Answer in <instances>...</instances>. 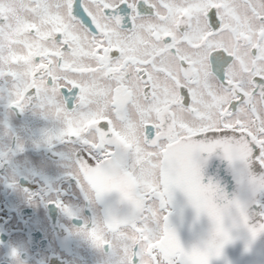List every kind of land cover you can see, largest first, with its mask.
I'll use <instances>...</instances> for the list:
<instances>
[{"label":"snow or ice","instance_id":"obj_1","mask_svg":"<svg viewBox=\"0 0 264 264\" xmlns=\"http://www.w3.org/2000/svg\"><path fill=\"white\" fill-rule=\"evenodd\" d=\"M0 78L10 106L35 97L61 121L47 141L73 148L84 198L127 206L77 229L104 264H210L234 230L245 251L264 234V0H0ZM212 155L239 194L202 183ZM177 190L210 225L187 248L169 219Z\"/></svg>","mask_w":264,"mask_h":264},{"label":"flooded vegetation","instance_id":"obj_2","mask_svg":"<svg viewBox=\"0 0 264 264\" xmlns=\"http://www.w3.org/2000/svg\"><path fill=\"white\" fill-rule=\"evenodd\" d=\"M12 91L13 82L0 78V264H104L106 249H96L93 254L79 251L80 246L85 248L92 243L77 229L91 227L93 220H102L106 213L102 202H95L94 206L84 198L69 174L73 148L55 140L47 141L49 134L61 129V121L45 114L35 97L23 111L10 106ZM223 162L225 173L230 175L226 179L220 165ZM201 175L202 183L211 181L231 192L229 198L241 192L233 167L222 157H207ZM180 195L186 198L183 193ZM56 200L67 205L73 215L65 214L50 202ZM171 206L173 219L188 218L190 232L199 230L198 242L206 238L210 227L206 216L201 215L195 223L191 219L195 218V210L189 203L180 212L174 201ZM233 235L236 239L225 246L223 256L212 259L210 264H245L244 259L249 257L264 264V255L240 252H246L248 242L244 229L234 230ZM253 247L254 241L250 249ZM13 250L18 258L12 256Z\"/></svg>","mask_w":264,"mask_h":264},{"label":"rangeland","instance_id":"obj_3","mask_svg":"<svg viewBox=\"0 0 264 264\" xmlns=\"http://www.w3.org/2000/svg\"><path fill=\"white\" fill-rule=\"evenodd\" d=\"M180 193H182V192L177 190L174 193V196H173L174 203L176 204V206H179L178 207V209H179L178 211L179 212L181 211V209H183V207L188 205L187 198L182 197L180 195ZM100 202L103 203V206H104L103 211L105 213L113 212V213H116L118 215H124V214L127 213V206L124 205V204H121L119 202V196L115 195L114 192L105 194L104 197L100 200ZM95 205H96V203L94 204V206ZM170 210H172V206L171 205H170ZM169 219H170V223H171L172 227L176 230L177 236H178V238L181 241L183 246H185L187 248V247L191 246L192 244L198 242L197 239L200 236V232H199L198 229L195 230L194 234H192V230L190 232V228L189 227L191 226V222L187 223L188 218L185 219V220H179L178 217L173 219L172 216H170ZM191 219L195 223L199 222V220L196 217V213H195V218H193V216H191ZM240 237H241V235L239 234L238 238H240ZM263 239H264L263 235L261 237L259 235L256 238V240L254 241L253 249H250V247H249L248 251H246V252L240 251V252L241 253H246L247 255H248V253L264 255V240ZM87 250L91 254H93V252L96 251V248L93 250L91 244H89V246L86 245L85 248H83L81 246L79 247V251L80 252H85ZM237 259L239 261H241V257H238ZM244 263L245 264H260V262L259 263H255V259L253 257H249V259H244Z\"/></svg>","mask_w":264,"mask_h":264},{"label":"water","instance_id":"obj_4","mask_svg":"<svg viewBox=\"0 0 264 264\" xmlns=\"http://www.w3.org/2000/svg\"><path fill=\"white\" fill-rule=\"evenodd\" d=\"M219 157H220V156L214 155V160L217 159V158H219ZM203 162H204V161H203ZM203 162H202V163H203ZM220 165H222V173H223L222 176H224L225 179H226L228 176L230 177V175H229L228 172L225 173V168H226V167H225V166H226V165H225V162H223V163L220 164ZM226 171H227V170H226ZM218 179H219V177H218ZM225 192L228 194V196H230L231 192L229 193L227 189H225Z\"/></svg>","mask_w":264,"mask_h":264},{"label":"clouds","instance_id":"obj_5","mask_svg":"<svg viewBox=\"0 0 264 264\" xmlns=\"http://www.w3.org/2000/svg\"><path fill=\"white\" fill-rule=\"evenodd\" d=\"M88 195H89L90 201H92V203L95 204V200H94L93 194L91 192H89ZM97 221H100V219L98 218ZM15 257L18 258V253H17V255Z\"/></svg>","mask_w":264,"mask_h":264}]
</instances>
